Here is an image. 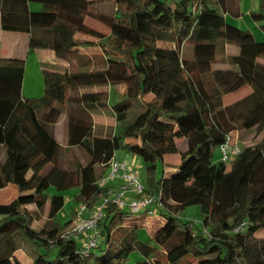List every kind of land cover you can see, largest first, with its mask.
Masks as SVG:
<instances>
[{
    "label": "trees",
    "instance_id": "trees-1",
    "mask_svg": "<svg viewBox=\"0 0 264 264\" xmlns=\"http://www.w3.org/2000/svg\"><path fill=\"white\" fill-rule=\"evenodd\" d=\"M239 2L0 0L4 32L29 34L30 52L51 50L71 67L46 72L43 96L25 98V60L3 57L0 42V191L18 169L27 172L18 198L0 204V264H22L19 237L32 247L26 252L32 264H127L135 252L144 258L138 264H264V239L257 237L264 231V65L258 63L264 42L227 22V13L239 15ZM88 18L110 36L89 27ZM253 18L264 32V0ZM78 36L118 57L102 58L97 67L80 53L97 43ZM228 47L239 55H228ZM118 86L125 91L111 106L117 125L134 107L141 110L120 134L101 137L93 115L110 105V88ZM245 86L252 88L249 96L225 105L226 96ZM148 95L152 99L144 102ZM63 120L68 150L81 149L87 157L71 161V168L59 164L62 146L54 130ZM243 131L263 138L241 148L230 167L213 163L214 151ZM176 139L185 140L184 151ZM118 151L141 158L150 176L166 156L178 154L181 163L175 173L163 168V179L150 177L152 189L145 187L144 196H161L150 241L140 239L142 227L135 225L146 212L108 204L99 223L101 244L87 254L79 241L63 236L73 221L54 223L64 197L46 193L76 188V200L94 208L108 197L100 181ZM47 206L55 226L36 229ZM191 207L199 208L201 226L181 218Z\"/></svg>",
    "mask_w": 264,
    "mask_h": 264
},
{
    "label": "rangeland",
    "instance_id": "rangeland-1",
    "mask_svg": "<svg viewBox=\"0 0 264 264\" xmlns=\"http://www.w3.org/2000/svg\"><path fill=\"white\" fill-rule=\"evenodd\" d=\"M95 1H98V3L103 5L106 0H95ZM112 1H114V0H112ZM180 1L181 0H171V4H173V2L176 3V2H180ZM106 5H107V7L111 6V4L109 2H106ZM32 6L35 10L41 9V6L38 4H32ZM239 6L240 7H239V15L238 16H235L233 13H227V16H226L227 22L229 24H234L237 28H239L241 30H244L246 32H250L257 41L264 42V32L261 28V25L263 23L257 22L253 18V15L259 14L261 12V0H240ZM86 22L89 25V27H91V28L93 27V29L98 31L99 33L103 34L104 32L106 33L108 31V28H106L105 26H103L100 23L97 24L98 22H96L95 20H93L91 18H88L86 20ZM95 48H97V47H95ZM91 49L92 48H90V50H88L89 54L90 53H97L95 50L92 51ZM5 50H7V49H5ZM237 51L238 50L236 48L234 49L233 47H230L228 54H231V53L235 54V53H237ZM94 59H95L97 67L102 65V57H97ZM33 63H35L36 66ZM261 64L264 65V60H261ZM44 90H45L44 81H43V79L41 80V75H40L39 67L36 63V60H31V62L28 63L27 73L25 74L23 96H25L26 98L37 99V98H40L43 96ZM119 100L120 99H115L114 97H112L111 103L109 106L110 107L114 106L117 102H120ZM105 110H107V108ZM140 110H141V108L139 106L134 107L131 110V112L129 113L128 119L123 123H119L117 125L115 131L113 128V131L115 132V134L116 135L120 134V132L122 131L124 126H126V124L131 123L135 119V116L138 115ZM98 113L99 112H95V115L96 114L98 115ZM62 122L64 124V121H62ZM114 124H115V122L113 121V125ZM54 132L56 135L55 130H54ZM95 132H96V134H99L98 130H95ZM58 135L61 136V137L58 136L61 140H62V137L64 139V142L61 143L62 147H61V154H60L61 156H60V163H59L62 167L64 166V167H70L71 168L72 165L70 163H71V161L75 160L76 158L83 160V162L87 160V157H86L83 150H81V149H69L68 150L65 126L64 127L59 126ZM257 137L258 136H256L255 131H250V132H246V131L244 132L243 131L242 133H238L239 147H246V146L255 145L262 140L263 135L258 137V138ZM176 140H177L179 145H181V144L184 145V142H181L180 139H176ZM3 151H0V156L3 155ZM125 154H127V153H125L123 151H118L116 153L117 159L120 158V155H125ZM174 156L175 155H170L169 157H174ZM221 159H222L221 150H220V148H217L214 151V154L212 157V162L213 163H220V162H222ZM138 161L139 162L136 164L129 163V162L126 163L127 170L129 173H132V172L136 173L138 175L139 179L144 183L145 187L152 189V187H151L152 180H153V182H159L164 177L163 165H162V163H159L155 174L153 176H150L148 171H147V168L145 166V163L141 159H139ZM232 163L230 162L227 165L230 167L232 165ZM129 166H131V168ZM176 171H177V168H172V169H170L169 172L175 173ZM109 175H110V173H109ZM108 176H107V178H108ZM150 177H153V179L151 180ZM116 180H121V179H115V180L109 181L111 183L110 185L114 184ZM119 190H117L115 192H110V197H113L114 194H116ZM57 193L58 192L54 187H50L46 194L51 198L52 196L56 195ZM78 195H79V189H76V188L65 191L62 193V196L65 199V205H64L63 209L59 212L57 217L55 218L54 223H57L59 226H61L62 224L68 223L70 221H74V219L76 218V214L81 211L82 204H83V203L76 200V197ZM31 209L34 210L35 208L32 207ZM97 209H98V207H97ZM92 210H93V208L87 209L86 212H89ZM128 212L129 211H126V213H128ZM85 214L90 215V212L85 213ZM143 214H144V212L140 213V215H143ZM133 216H137V215H133ZM181 218L184 220H191L197 226H201L202 221H203L202 215H201L198 207H191V208L184 210L181 213ZM49 219L50 218L48 217V206H47L46 210L44 212H42L40 218L38 220H36V222L34 223V227L36 229H42V228H45V226H47V225L52 226L53 221H51ZM138 221L139 222H136L135 225L142 227V229L138 232L140 239L145 241V242L150 241L152 236H154L155 230L158 228V227H156V225H158V224H156V220L154 219V217L146 215L142 218H139ZM126 222H129V221H126ZM131 223H132V221H131ZM72 229H73L72 225L68 226L64 230V233L67 232V233H69V235H72V233H73ZM257 237L260 239H264V231L259 232L257 234ZM18 241L23 247V250L17 253L19 256L21 253L24 252V250H25V252H24L25 254H26V252H29L30 249L32 250V247L30 246V244H28V242H26L21 237H19ZM99 244H101V241H99ZM54 254H55V252L53 253V255ZM21 256L23 257V264H31V261L26 259L23 256V254ZM143 260H144V258H142L139 253L135 252L131 255L130 260L127 264H138V262H141Z\"/></svg>",
    "mask_w": 264,
    "mask_h": 264
},
{
    "label": "crops",
    "instance_id": "crops-1",
    "mask_svg": "<svg viewBox=\"0 0 264 264\" xmlns=\"http://www.w3.org/2000/svg\"><path fill=\"white\" fill-rule=\"evenodd\" d=\"M32 9L35 10L33 8V6H32ZM0 21H1V19H0ZM86 24H87V22H86ZM97 24H99V23H97ZM0 31L2 32V33L0 32L1 55L3 57H7V58L16 57V58L24 59L25 60V74L27 73L28 63H30L31 60H36V63L39 67L41 80L43 79V81H44V76H45L46 72H54V73L63 74L64 72H66V70L68 68H71L67 61L57 59L55 53L51 50L37 49V50L30 52V48H29L30 35L29 34L4 32L1 29V22H0ZM103 34L106 37H108L111 34V30L108 29V31L106 33L104 32ZM78 38H81V39L86 40V41H92V42L97 43L96 40H94L93 38H90V37L78 36ZM95 47H97V48H95ZM95 47L92 48L91 50L92 51L95 50L97 53H90L91 54L90 55L89 51H88V50H90V48L89 49H80V53L84 54V55H88V56L90 55V57H93V58L102 57L103 59H107L109 57H118L117 54H115V53L107 50L106 48H104L100 44V42L97 43V46H95ZM229 48L230 47H228V49H227V54H228ZM233 48L235 49L236 47H233ZM5 49H7V50H5ZM236 49L238 50L237 53H235V54L231 53L228 55H233V56L239 55L240 51L238 48H236ZM261 60H263V59L258 60L259 64H261ZM33 64H35V63H33ZM261 65H263V64H261ZM35 66H36V64H35ZM221 67H223V69L226 68V66H221ZM24 80H25V78H24ZM23 87H24V84H23ZM110 90L112 92V97H114L115 99H119L124 95L125 88L122 86H118V87L110 88ZM251 93H252V88L249 86H245V87L241 88L239 91H237L231 95L226 96L224 99V103H225V105H232V104L246 98ZM112 97H111V99H112ZM28 99H32V98H28ZM151 99H152V95H148L145 97V99L143 101L148 102ZM32 100H35V99H32ZM105 109H100L99 111H97V112H99L98 115L97 114L95 115V113H94V115H93L94 128H95V130L99 131L98 132L99 134H96V135H99L101 137H112L115 135L114 131L117 127V123H116V119H114L115 117L112 113L111 107L108 106L107 110H105ZM113 121L115 122L114 125H113ZM59 126L64 127V124L62 121L59 124H57V126L55 127L56 138H57L58 142L61 144L64 142V139L62 137V140H61L58 137V136H60V135H58ZM113 128H114V131H113ZM238 133L239 132L234 133V137H235L237 142L239 141L238 140ZM180 141L184 142V145H182V144L179 145L177 140H176V143L180 147V150L184 151L186 148L185 140L180 139ZM241 148H243V147H241ZM0 151H3L2 148H0ZM123 152H125V151H123ZM125 153H127V152H125ZM169 156H166L164 158V162H163V168L166 172H169L170 169H172V168H177L181 163L180 155L177 154L174 157H169ZM114 158L117 162L124 163L125 165L128 162L136 164L139 162L138 160L141 159V158L136 157L135 155H132L130 153H127L125 155H120L119 159H117V155L115 154ZM3 161H5V152L4 151H3V155L0 156V162H3ZM129 167L131 168V166H129ZM22 168H24V165ZM109 173H110V167L107 169V171L103 175L102 180L107 178ZM26 175H27V172H24V170L21 171L20 169H18V171L16 173H14L12 180H11L10 184L8 185V187L0 191V204H3V205L4 204H10L11 202H13L15 199L18 198V196L21 194L19 186H21V187L27 186ZM110 184L111 183L109 182L105 187H103V188H107L109 190L108 197L110 196V192H115V191L123 188V186H124V183L121 180H116L114 184H112V185H110ZM62 193L58 192L56 195H62ZM128 196L130 198L135 197L132 193L131 194L129 193ZM108 197H105V198H108ZM105 198H103L102 201ZM65 224H62L61 226L65 225ZM53 225L51 228H54L55 225L54 226ZM22 254L26 259L31 261L29 256L27 254H25L24 252L21 253L20 256L17 254V256H18V258L22 264H23V257L21 256ZM31 264H32V261H31Z\"/></svg>",
    "mask_w": 264,
    "mask_h": 264
},
{
    "label": "built area",
    "instance_id": "built-area-1",
    "mask_svg": "<svg viewBox=\"0 0 264 264\" xmlns=\"http://www.w3.org/2000/svg\"><path fill=\"white\" fill-rule=\"evenodd\" d=\"M222 161L225 163L232 162L238 155L241 154V147L234 136H229L227 142L220 148ZM121 179L124 183L113 197L105 198L99 205L93 208L90 215L85 213L89 208L82 204V209L76 214V218L72 222V235L63 233L66 238H73L79 241L85 253H90L97 247L99 235V223L104 217L105 208L108 204H113L120 210L129 209L134 214L146 212V215L153 217L156 212L157 204L161 203V196H144L145 185L134 172L129 173L127 166L124 163L117 162L115 158L110 163V175L100 181L101 186H105L109 181ZM133 194L135 197L130 198L128 194ZM98 207V209H97ZM155 208V209H154ZM70 225V226H71ZM238 231V230H237Z\"/></svg>",
    "mask_w": 264,
    "mask_h": 264
}]
</instances>
